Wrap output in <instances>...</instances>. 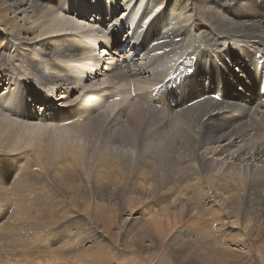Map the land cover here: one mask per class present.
Returning a JSON list of instances; mask_svg holds the SVG:
<instances>
[{
	"label": "bare ground",
	"instance_id": "obj_1",
	"mask_svg": "<svg viewBox=\"0 0 264 264\" xmlns=\"http://www.w3.org/2000/svg\"><path fill=\"white\" fill-rule=\"evenodd\" d=\"M259 74L264 0H0V141L12 150L0 154L16 153L9 163L13 171L21 160L47 153L58 184H97L100 171L89 182L82 172L79 143L91 112L100 121L115 108L108 129L121 122L134 135L139 125L158 127L153 133H162L160 151L171 161L160 163L167 183L159 189L134 178L129 183L135 206L156 200L164 207L150 223L137 212L104 215L105 231L96 243L87 244L88 237L84 247L79 232L65 231L61 253L47 264L79 263L67 258L71 251L81 254L80 264H111V237L127 231L136 239L124 241L123 250L153 252L159 263L168 257L194 264L185 261L186 252L175 255L172 245L206 232L214 238L202 264H264V98L256 97L254 84ZM71 133L79 134V143L70 142ZM15 136L37 152H19ZM202 216L208 221L201 226L191 220ZM68 219L79 224L77 212ZM4 239L22 251L25 264L35 263L22 243Z\"/></svg>",
	"mask_w": 264,
	"mask_h": 264
},
{
	"label": "rangeland",
	"instance_id": "obj_2",
	"mask_svg": "<svg viewBox=\"0 0 264 264\" xmlns=\"http://www.w3.org/2000/svg\"><path fill=\"white\" fill-rule=\"evenodd\" d=\"M132 63L128 66L131 67ZM121 65H124V62H121ZM38 96L40 97L39 94ZM37 98L36 96L35 99ZM155 101L159 102L158 99ZM148 103L151 104V100ZM158 104L161 105V103ZM114 110L115 112L112 113H115L114 118H116L119 109L115 108ZM109 112V110H105L103 113L107 114ZM112 113L107 116L109 118H102L98 121L97 119L102 116L96 115L95 110L91 112L85 119L84 129L86 130L82 134H85V137L80 141L81 143H79V134L77 133H71V136L68 137L71 140H69L70 142L81 144L83 149L81 161L84 163L83 170H81L84 176L87 175L88 182L96 171L101 172L102 180L97 184L89 182V184H84L83 187V183L79 184L77 181L70 186H65L67 183L58 184L50 170L49 155L47 153L29 156L25 161L21 160L20 167L14 171L9 167V163L15 158L16 153L9 156L0 154V264H25L22 251L17 248H9L4 236L14 238L15 241L22 243L25 249H29L31 253L29 256L35 262L34 264H47L48 258L55 256L63 244L62 234L64 235L65 231L79 232V241L85 247L84 241L88 237L91 241L87 244L92 245L99 240V233L105 231L102 228L104 224L102 217L104 215L111 218L118 215L128 217L129 211L137 212L141 217H147L150 223L149 219L152 215L161 213L164 207L162 204H158L156 200L135 206L130 199L134 195L130 193L129 183L134 178L143 185H152L158 189L166 185V171L160 166V163L164 166L166 164L170 166L171 161L162 155L160 151L159 145L162 133L159 131L160 135H155L153 131L159 128L148 124L144 127L139 125L133 131L134 135H129V133L123 131L126 125L121 122H117L118 129H108L105 123L107 120L112 119L114 116ZM4 114L0 113L2 117ZM7 118L11 117L7 116ZM16 140L21 142L19 152L25 151L29 154L37 152L34 145H28L27 140L15 136ZM158 147L159 152L155 149ZM0 151L12 152L11 147L1 141ZM75 154L77 155L76 151ZM127 160L129 163H126ZM72 162L74 161L72 160ZM108 162L112 163L109 165ZM17 165L19 166L18 162ZM146 166L153 168L155 171H151ZM140 169L147 175L145 181L141 180ZM88 173L90 174L88 175ZM94 209L99 210V213H95ZM76 212L79 215V224H71L68 217ZM191 220H196L195 224L201 226L208 221V218L202 216L199 220L196 218ZM137 227L136 224L132 229L133 232ZM139 232L137 230V233ZM204 233L207 236L204 234L193 235L189 237L190 241L186 239L184 242L177 241L176 244H173L175 247L172 245L174 254L177 255V251L184 252V254L186 252V262L188 259L194 264H202L206 254L205 251H212L210 240L214 238L208 236L206 232ZM90 234L93 236L91 235V237ZM132 234V232L127 231L124 237L116 232L114 238L111 237L112 246L116 248L110 253L113 255L112 259H114L111 264H132L134 260L141 261L143 264H161L162 262L159 263L161 257L156 258L152 254L153 252L143 255L135 252V250H123L122 244L124 241L130 242L134 238L136 239ZM103 244H106V242L103 241ZM184 247L187 248L184 249ZM214 247L216 246L214 245ZM71 252L74 256L67 257L66 255V257L71 261L74 259L76 262L79 259L77 264H80L82 262L81 254L79 253V258H77L78 253ZM59 253H61L60 250ZM63 253L66 254L65 251ZM8 256H13L14 259L7 261L5 258ZM163 259L165 264H175L168 257ZM212 262V264H221L214 259Z\"/></svg>",
	"mask_w": 264,
	"mask_h": 264
}]
</instances>
